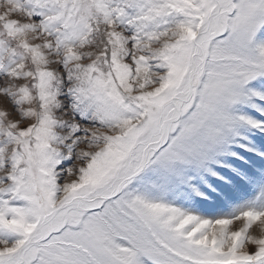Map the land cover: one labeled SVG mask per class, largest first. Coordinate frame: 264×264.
<instances>
[{"label": "snow or ice", "instance_id": "snow-or-ice-1", "mask_svg": "<svg viewBox=\"0 0 264 264\" xmlns=\"http://www.w3.org/2000/svg\"><path fill=\"white\" fill-rule=\"evenodd\" d=\"M0 264H264V0H0Z\"/></svg>", "mask_w": 264, "mask_h": 264}, {"label": "rangeland", "instance_id": "rangeland-1", "mask_svg": "<svg viewBox=\"0 0 264 264\" xmlns=\"http://www.w3.org/2000/svg\"><path fill=\"white\" fill-rule=\"evenodd\" d=\"M67 118V117H66Z\"/></svg>", "mask_w": 264, "mask_h": 264}]
</instances>
